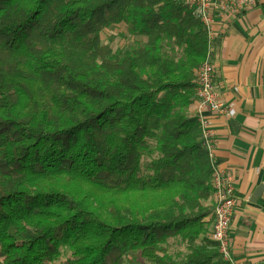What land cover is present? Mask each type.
<instances>
[{"label": "trees", "instance_id": "trees-1", "mask_svg": "<svg viewBox=\"0 0 264 264\" xmlns=\"http://www.w3.org/2000/svg\"><path fill=\"white\" fill-rule=\"evenodd\" d=\"M117 24L147 43L102 44ZM206 51L182 0H0V264H227L188 112Z\"/></svg>", "mask_w": 264, "mask_h": 264}, {"label": "crops", "instance_id": "crops-1", "mask_svg": "<svg viewBox=\"0 0 264 264\" xmlns=\"http://www.w3.org/2000/svg\"><path fill=\"white\" fill-rule=\"evenodd\" d=\"M213 83L233 117L203 113L212 160L238 198L230 222L234 264H264V1L227 21L212 55ZM195 110V103L192 105Z\"/></svg>", "mask_w": 264, "mask_h": 264}, {"label": "built area", "instance_id": "built-area-1", "mask_svg": "<svg viewBox=\"0 0 264 264\" xmlns=\"http://www.w3.org/2000/svg\"><path fill=\"white\" fill-rule=\"evenodd\" d=\"M264 0H182L193 17L201 24L207 37L205 60L195 71V110L194 117L201 129V141L213 167L211 184L214 189L212 224L209 239L216 245L223 262L234 264L230 254V222L238 205L231 175L215 167L212 160V131L203 113L223 114L233 117L235 110L224 105L221 95L213 83L214 68L212 55L221 30L227 21L242 15L248 9L256 7Z\"/></svg>", "mask_w": 264, "mask_h": 264}, {"label": "rangeland", "instance_id": "rangeland-1", "mask_svg": "<svg viewBox=\"0 0 264 264\" xmlns=\"http://www.w3.org/2000/svg\"><path fill=\"white\" fill-rule=\"evenodd\" d=\"M100 40L102 44H109L111 45V48L116 49H127L132 51L133 49H136L138 47L144 46L147 43L146 37H133L128 34L126 26L124 24H117L108 26L107 28L103 29L100 33ZM170 55L173 53L170 50H167ZM175 52V51H173ZM177 52L173 56H177ZM192 107L188 110L189 114L192 113ZM148 161V158H145L143 160V164L145 165ZM169 243H174V241H170ZM180 251V253H183L185 251L184 247H178L175 245H171L169 248V252L175 256V254ZM181 258L183 255H180ZM69 254L63 253L62 257L56 264H66V260L69 259ZM115 264H142L136 257L133 255H128L126 257H122L116 260L114 262ZM113 263V264H114ZM143 264H148L144 262Z\"/></svg>", "mask_w": 264, "mask_h": 264}]
</instances>
